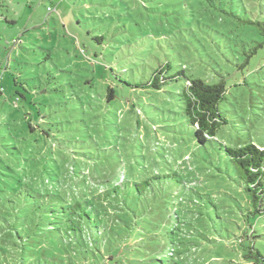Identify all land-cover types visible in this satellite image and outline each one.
<instances>
[{
    "label": "rangeland",
    "instance_id": "374dc122",
    "mask_svg": "<svg viewBox=\"0 0 264 264\" xmlns=\"http://www.w3.org/2000/svg\"><path fill=\"white\" fill-rule=\"evenodd\" d=\"M163 66L225 81L215 142L195 141L185 78L149 86ZM220 143L264 149V0H0V226L13 242L34 237L37 201H9L10 189L36 170L49 186L76 163L92 173L75 156L85 153L131 180L177 173L166 196L181 230H193L177 263L248 264L251 245L264 255V215L251 214ZM54 249L43 264H67Z\"/></svg>",
    "mask_w": 264,
    "mask_h": 264
},
{
    "label": "trees",
    "instance_id": "16d2710c",
    "mask_svg": "<svg viewBox=\"0 0 264 264\" xmlns=\"http://www.w3.org/2000/svg\"><path fill=\"white\" fill-rule=\"evenodd\" d=\"M168 69L163 66L156 70L149 86L162 91L166 85L185 78L179 96L188 126L194 129L195 141L201 147L215 142L219 130L227 124L220 109L227 94L225 81L209 83L190 78L184 70L168 75ZM219 146L249 195L251 214L257 218L263 216L264 149L255 144L229 147L220 143ZM75 156L93 167L92 173L76 163L79 170L76 165L72 175L62 170L56 175L60 180L52 179L49 186L43 180L37 181L40 177L36 170L33 179L19 181L15 189H10L13 193L9 201L14 199L12 195L21 196L25 200L36 199L37 206L27 213L30 223H34V237L25 243L22 237L18 238L20 244L13 242L6 220L0 226L3 243L0 250L5 263L20 264L25 257L30 264L48 263L46 253H52L55 247V253L63 255L67 264H179L177 258L182 259L187 253L184 239L193 230H181L166 196L167 179L177 177V173L131 180L121 169L117 171L99 162V156L85 153ZM90 181L98 184L99 189L91 187ZM105 242L113 247H103ZM244 256L249 258L248 264H264V255L252 245ZM64 259L61 262L65 263Z\"/></svg>",
    "mask_w": 264,
    "mask_h": 264
}]
</instances>
